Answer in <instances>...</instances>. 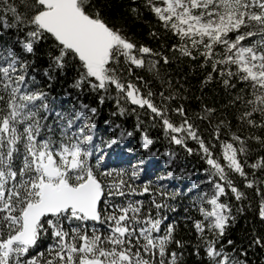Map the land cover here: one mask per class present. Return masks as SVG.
<instances>
[{
  "label": "snow or ice",
  "instance_id": "6c2138e0",
  "mask_svg": "<svg viewBox=\"0 0 264 264\" xmlns=\"http://www.w3.org/2000/svg\"><path fill=\"white\" fill-rule=\"evenodd\" d=\"M189 262L264 264V0H0V264Z\"/></svg>",
  "mask_w": 264,
  "mask_h": 264
},
{
  "label": "trees",
  "instance_id": "16d2710c",
  "mask_svg": "<svg viewBox=\"0 0 264 264\" xmlns=\"http://www.w3.org/2000/svg\"><path fill=\"white\" fill-rule=\"evenodd\" d=\"M116 2L119 3V0H116ZM147 20H148V17L145 16L144 21H142L141 23L130 22L131 25H132L133 31L136 32V33H140L142 35V37L144 39H146V40L148 39V37H147V28H146V24H145V22ZM152 22L155 23L154 20ZM142 26H143V29H142ZM151 43H152L153 46H155L156 41H152ZM58 89H59V85H57L55 88H53L52 94L53 95H58L59 94L58 93ZM157 91H158V89H157ZM86 102H87V100H86ZM66 103H70V101H66ZM107 112H108V106H105L104 111L102 112L101 117L99 119V123L102 126L104 125V120H106L108 118ZM133 120H134V117H133ZM153 134L155 135V133H153ZM129 146H131V145H129ZM156 147L159 148L161 152H163V148H161L159 144L156 145ZM187 159H188V163L185 164V165H181V166L182 167H187L190 170L194 171L193 164L195 163V159L193 157H189ZM178 211L182 212L183 208L181 207ZM189 264H191V262H189Z\"/></svg>",
  "mask_w": 264,
  "mask_h": 264
}]
</instances>
